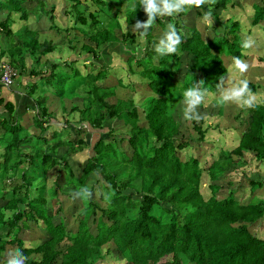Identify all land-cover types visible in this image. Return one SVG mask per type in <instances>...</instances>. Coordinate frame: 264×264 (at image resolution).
Segmentation results:
<instances>
[{
    "label": "trees",
    "instance_id": "trees-1",
    "mask_svg": "<svg viewBox=\"0 0 264 264\" xmlns=\"http://www.w3.org/2000/svg\"><path fill=\"white\" fill-rule=\"evenodd\" d=\"M46 1L50 3L48 8L44 6ZM53 1L0 0V15H3L0 33L10 41L7 48H0V58H5L0 64L8 63L19 76L27 74L40 80L23 85L29 96L39 87L40 93L34 100L36 112L30 116L38 130L36 133L26 131L11 115L13 105L3 103L0 98L3 109L0 113V264H7V246L9 251L22 250L27 257L26 264H99L110 252L126 264H264V237L249 229L264 214V198L249 196L244 202L238 201L229 189L224 197L217 199L215 189L220 187L216 184H208L209 195L203 197L199 190L202 169L196 157L178 156L177 150L186 141L178 137V125L169 112L170 101L183 100V91L193 82L199 81L208 92L216 90L220 78L227 76L221 54L232 59L242 57L239 22L233 19L222 24L218 17L228 0H217L212 7L213 35L206 41L195 27L179 24L185 12L167 17L186 34L180 52L189 61L179 81L174 80L173 71L167 66L178 56L161 57L155 53L153 27L144 42L148 46L140 50L139 33L131 31L137 19L147 18L139 0H132L126 7L124 28L116 16L120 0H89L97 10L86 14L81 8L77 10L79 0H63L67 6L64 14L73 17L72 31H78L92 44L80 45L84 53L97 59V49L108 43L124 49L126 54L118 55L115 49L111 54L121 56L128 73L143 79L150 94L139 104L131 98L108 100L114 95L115 86L97 83L104 77L103 66L84 75L77 69L64 77L58 75L56 69H63L69 61L47 60L45 54L54 49L55 43L51 39H37L39 32L47 29L58 33L69 31L54 24ZM192 9L202 17L209 6ZM13 12L20 20L32 14L37 29L25 26L21 31H12L10 15ZM263 19L264 0L253 4L250 24L257 25ZM161 21L157 19L155 24L164 30ZM77 23L88 30L76 26ZM256 59L261 61L259 56ZM27 61L32 64L28 65L29 70ZM41 61L43 65L37 68ZM69 75L71 82L65 85ZM261 79L264 77L247 78L253 92L261 85ZM116 82L120 83V79ZM46 92L60 101L61 112L65 110L62 99L70 100L68 110L75 112L78 119V124L73 122L74 137L70 130L61 132L55 124L52 131L45 132L53 119V113L46 106ZM74 98L79 105L71 100ZM247 112L237 145L230 151L219 150L217 158L207 166L209 181L219 179L232 166L231 152L240 155L247 151L264 163V104L247 108ZM107 120L112 124L120 122L127 129L119 138L113 134L112 126L101 131L89 154L86 140L78 138L82 131L79 123L102 130ZM192 127L201 140L204 129L195 121ZM122 142L128 152L120 146ZM60 147L65 154L58 151ZM53 167L60 174L52 179V187L44 190L45 175ZM247 182L251 190L260 186L258 179L249 178ZM85 185L90 187L92 198L79 199L75 228L68 230L63 216L58 215L62 213L60 203L56 202L53 207L49 203L48 208L46 199L55 196L56 191L67 192L69 196ZM31 187L35 194L30 197ZM97 197L104 205L96 201ZM54 215H58L56 222L52 220ZM30 222H40L44 236L35 245L26 246L18 233Z\"/></svg>",
    "mask_w": 264,
    "mask_h": 264
},
{
    "label": "rangeland",
    "instance_id": "rangeland-1",
    "mask_svg": "<svg viewBox=\"0 0 264 264\" xmlns=\"http://www.w3.org/2000/svg\"><path fill=\"white\" fill-rule=\"evenodd\" d=\"M79 1L81 4L77 6V10L81 8L82 10H85V14L87 13V11L97 10V7H95V5L91 1ZM131 1L132 0H120L119 5L117 6L118 8L116 11V16L120 21L121 27L123 28L124 12L126 7L131 4ZM262 1L263 0H228L225 9L221 10L218 13V17L222 21V24H227L230 22V20L233 19H236L239 22V32L241 34L242 41L246 37H251L255 41L253 47L248 49L243 48L241 50V59L245 60L249 64L248 71L243 74V78L245 79L262 75V70H264V19L257 25L252 26L250 24L253 4H260L262 3ZM49 4V1H46V4H44L45 8H48ZM53 5L54 24L61 29L69 28V31H59L58 33L57 31L47 29L46 31L39 32L37 39H51L55 43V48L51 52L45 54V58H47V60L57 61L59 63L63 61H69L68 65H63V69L60 67L56 69L57 71H59L58 75H62L64 77L66 74H70L71 70L74 69L79 70L80 75H84L87 72L90 73L95 71L99 66H103L105 68L104 77L98 80L97 83H101V85L106 86H115L114 95L108 98L110 102H113L116 97H119L131 98L135 102V104H139L144 97L150 94V92L143 85V79L139 78L137 75L128 73V71L126 70L124 60L121 56H118L126 54L124 49L120 47L121 45H114L112 43L102 45L97 49V51L99 52V57L97 59H92L91 55L85 54L80 47L83 42H86L90 45L92 44L87 39H85V37L82 36L78 31H72L71 25L73 17L70 18L68 14H64V9L65 7H67L66 5H64V1L54 0ZM110 9H113V7L110 6ZM194 11L195 9L186 10L185 13L180 16L179 24L183 25V27H195L200 32L202 39L206 41L213 35V25L210 27L205 25L202 21V17L197 16ZM98 15L102 17L103 14L98 12ZM2 17L3 15H0V19ZM10 19L12 20V22L10 23V28L15 32H17V30L21 31L25 26L37 29L35 17H33V15L30 13L25 20H20L18 18V14L13 12L10 15ZM161 20V22L165 26L164 30L160 29L157 24L153 26L154 30L152 32V38L156 42H158L163 33L166 31L167 25L173 22L172 19L169 20L167 17L161 18ZM46 22H48L47 18ZM76 26L81 25L77 23ZM81 27L85 30H88V28H86L85 26ZM7 41V37H4L2 36V34H0V46L3 48H7L10 43V41H8V43ZM137 41L140 40L137 38ZM138 43H140L141 51L144 50L146 46H148L146 45V43ZM112 49H115V53H117L118 55L115 56L114 54H107ZM84 55L87 56L88 61L83 59ZM177 56L178 58H176L175 60H170L171 63H169L167 66L168 69H171L173 71L174 80L179 81L183 76L189 59L185 54L181 52ZM257 56L261 57V61L256 59ZM220 58L224 64V67L226 68L227 76L225 75L224 77L225 85L227 86L234 79H239L240 74L235 71L232 63L233 59L230 55L221 54ZM41 66L42 64L40 63L37 68ZM196 75H200L199 72L196 71ZM27 78V76L20 77L19 75H17L13 81L15 82L14 86L19 85V83L21 85H24L27 81ZM31 79L32 78H30V81ZM70 79V75L69 77L65 78V85H68V81L71 82ZM116 79H120V83L116 82ZM36 82H40V80L37 78L35 79V83ZM11 86H13V83L11 84ZM38 86H40V83ZM78 88H80V86ZM37 91L39 94V87ZM209 92L206 103L199 109L203 116V119L200 122H195L200 126L201 129H204L201 140H198V133L192 127L193 121H187L183 118V100L172 99V101H170L169 112L170 114H172L173 119L178 125V137L181 141H186V145L177 150L178 156L182 159H185L188 156H194L198 159L199 167L202 169L199 190L205 198L209 195L210 192L209 188L207 187L208 184H216L218 188L220 187L219 189H215V197L217 199L224 197L229 189L232 190L234 198L238 201L244 202V200H246L249 196L264 198V163L258 162L256 158L247 151L240 155L231 152L230 158L234 161L232 166L224 171L219 179L212 182L207 179V166L212 160L217 158V153L219 150L230 151L237 145L239 135L246 125V118L248 116L247 108H240L235 104L220 103V89L216 88L214 92ZM254 93H257L258 95L264 97V87L256 88L254 90ZM48 95L49 93L46 92V96ZM52 97L55 105L53 104V106H51L50 108L51 112L53 113L54 120L52 119L50 123L55 124L57 128H60L61 132L65 129L63 125L70 120H73L72 123L74 122L78 124L77 114L75 112H69L68 110L70 101H68L67 98L62 99V101H64L63 103L65 106V110L61 112L58 108V104L61 106L60 101H58L54 95ZM71 100L75 101L79 105L78 99L74 98ZM59 116H61L62 118L60 119ZM141 116L142 114L140 115V117ZM30 122V118H27L25 116L24 118H21V123L23 124L22 126H24L25 128L27 127V129L31 133L34 131L36 132L37 130L29 124ZM74 123L69 125L71 128L70 135L72 137H74L75 135L73 132V127L76 125ZM104 125L105 127L102 130H97L91 129L85 122L79 123L78 128H82V131L78 135V138L81 137L86 140V142L88 143L86 149L89 154L92 153L90 150L91 145L94 141L97 140L101 131L105 132L107 131L106 129L112 126L111 128L114 130L113 134L116 135L117 138H119L120 135L124 134L125 130L127 129V127H124L123 124L116 121H113L112 124L111 121L107 120L105 121ZM84 131H86V133H84ZM120 146L128 152L127 148L124 145V142H122ZM58 151L65 154V150L63 147L58 148ZM67 161L71 163V160L69 158H67ZM57 170L59 171L58 168L53 167L47 171L45 180L43 182L44 190L48 187H52L53 178H58L60 173H58ZM256 174H258L259 177H257ZM249 178L255 180L258 179L260 181V186L251 190L249 188V183L247 182V179ZM10 186H12V183H10ZM34 191L35 190H33L31 187V189L29 190L30 197L35 194ZM73 192L74 191H72L71 193ZM66 193L67 192L62 193L56 191L55 196H48L50 197V199H46V203H48L49 208V203H51V206L53 207L56 202H59L62 207V213L58 215L63 216L68 230H74L76 224L77 209L80 205V202L79 199L74 200L71 194L69 196H66ZM101 193L103 194L104 191L101 190ZM96 201L100 205H104V201L98 199V197L96 198ZM19 206L21 207L22 205ZM5 212L6 214L8 213V211ZM58 215L53 216V222L57 221ZM27 226V228L24 227L25 229L22 228L19 231L18 236L22 239L24 245L33 246L36 243L40 242L42 240V237L44 236L43 231L40 228L42 224L40 222H38L37 224L30 222V224L28 223ZM249 229L255 235L264 237V214L258 221L250 224ZM6 248L9 252L10 246H7ZM102 249H104V246L102 247ZM4 255L5 254H3L2 256ZM99 264L126 263L122 259H117L114 254L110 252L104 255L103 260Z\"/></svg>",
    "mask_w": 264,
    "mask_h": 264
},
{
    "label": "clouds",
    "instance_id": "clouds-1",
    "mask_svg": "<svg viewBox=\"0 0 264 264\" xmlns=\"http://www.w3.org/2000/svg\"><path fill=\"white\" fill-rule=\"evenodd\" d=\"M217 0H139L146 14V19L141 21L137 19L131 27L132 32L139 33L140 42L143 44L146 40L148 31L155 25L157 19L177 16L186 10L192 8H202L209 6V10L204 12L202 21L207 26L213 25L214 16L212 7ZM135 8V5L133 4ZM127 23L125 24L126 28ZM127 30V28H126ZM186 38L183 29H178L175 24L169 23L166 31L163 33L158 42L154 45V51L157 55L164 57L169 55L180 54V45ZM255 41L251 37H246L241 47L248 49L253 47ZM233 67L240 74L239 79H234L229 85H225V77H221L216 85L220 89V103L235 104L240 108H256L264 104V97L254 93L249 86V80L243 78V74L248 71L249 64L239 56L233 57ZM10 86V85H9ZM183 118L187 121L200 122L203 119L200 107L206 103L208 89L203 87L199 81L193 82L183 93ZM72 198L80 200H90L92 191L89 186L85 185L71 193ZM7 264H26L27 257L22 250H12L7 254Z\"/></svg>",
    "mask_w": 264,
    "mask_h": 264
},
{
    "label": "crops",
    "instance_id": "crops-1",
    "mask_svg": "<svg viewBox=\"0 0 264 264\" xmlns=\"http://www.w3.org/2000/svg\"><path fill=\"white\" fill-rule=\"evenodd\" d=\"M12 31H14L13 29H11ZM66 31V30H65ZM1 34V33H0ZM2 36H4V35H2ZM5 37V36H4ZM7 40L9 41V39L7 38ZM8 41H7V43H8ZM8 45V44H7ZM0 48H3V47H1L0 46ZM55 48V47H54ZM112 51H114V49H112V50H110L107 54H111V52ZM86 54V53H85ZM5 58H4V56L3 57H1L0 58V61H2V60H4ZM47 59V58H46ZM84 60H87L88 61V58L84 55V58H83ZM42 65H43V63H42V61L40 62ZM26 65H27V67H28V69L27 70H29V66L28 65H30V63H29V61H27V63H26ZM45 68L43 67L42 68V70H44ZM264 70H262V75H258V76H256V77H254V78H257V79H259V78H262V77H264ZM17 76V75H16ZM15 76V77H16ZM25 76H27L28 78L26 79L27 81H26V83H28L29 81H30V78H32L31 79V81H33V80H35V79H33V77H29L27 74L25 75H22V77H25ZM14 77V78H15ZM20 77H21V75H20ZM14 78H13V81H14ZM12 81V83H13V86H11V84H10V86H4V85H2L1 83H0V98H2L3 99V103H5V102H10L12 105H13V109H12V112H11V115H13L14 117H16L17 118V120H18V122L21 124V125H23L22 123H21V118H24V116L25 117H27V118H30V116H32L33 115V113H35L36 112V109L34 108V100H35V98H37L38 97V91H37V89H36V91H35V93L33 92L30 96L28 95V93H27V88L26 87H24L23 85H21L20 83H19V85H17V86H14V83L15 82H13ZM262 81V82H261ZM35 82V81H34ZM260 86L259 87H257V88H260V87H264V80H260ZM48 97V99L46 100V106H47V109H49L50 111H51V106H53V104H54V100H53V97L51 96V95H48L47 96ZM68 101H70L69 99H67ZM64 102V101H63ZM55 105V104H54ZM69 105H70V102H69ZM58 108H59V105H58ZM60 110V109H59ZM2 111H3V109H2V107L0 108V113H2ZM21 113V114H20ZM23 113V114H22ZM30 114V115H29ZM24 115V116H23ZM52 120V119H51ZM53 120H54V118H53ZM31 121V120H30ZM50 123V122H49ZM33 128H35L34 127V125H33V123L32 122H30L29 123ZM70 124H73L71 121H69V123H67V124H64L63 125V127L65 128V129H67V130H71V128H70ZM24 127V126H23ZM55 128V125L54 124H52V123H50V126L47 128V131H45V132H47V133H49V131H52V129H54ZM24 129H26V131H29L28 129H27V127L25 128L24 127ZM36 129V128H35ZM48 129H50V130H48ZM57 129H60V128H57ZM37 130V129H36ZM38 131V130H37ZM33 133V132H32ZM34 133H36L35 131H34Z\"/></svg>",
    "mask_w": 264,
    "mask_h": 264
},
{
    "label": "built area",
    "instance_id": "built-area-1",
    "mask_svg": "<svg viewBox=\"0 0 264 264\" xmlns=\"http://www.w3.org/2000/svg\"><path fill=\"white\" fill-rule=\"evenodd\" d=\"M17 75L15 69H13L8 63L2 62L0 64V83L4 86H9L13 78Z\"/></svg>",
    "mask_w": 264,
    "mask_h": 264
}]
</instances>
